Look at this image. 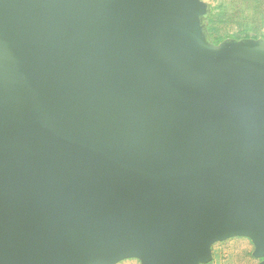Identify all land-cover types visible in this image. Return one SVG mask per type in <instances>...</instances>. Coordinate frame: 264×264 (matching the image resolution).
Instances as JSON below:
<instances>
[{"label":"water","instance_id":"1","mask_svg":"<svg viewBox=\"0 0 264 264\" xmlns=\"http://www.w3.org/2000/svg\"><path fill=\"white\" fill-rule=\"evenodd\" d=\"M187 10L0 0L10 90L33 97L0 106V264H190L246 232L264 254V77H206L177 46Z\"/></svg>","mask_w":264,"mask_h":264},{"label":"rangeland","instance_id":"2","mask_svg":"<svg viewBox=\"0 0 264 264\" xmlns=\"http://www.w3.org/2000/svg\"><path fill=\"white\" fill-rule=\"evenodd\" d=\"M209 78L219 79L244 64L264 77V0H188L177 44ZM149 248H124L111 260L81 264H148ZM190 264H264L255 233H237L215 240L208 257Z\"/></svg>","mask_w":264,"mask_h":264},{"label":"crops","instance_id":"3","mask_svg":"<svg viewBox=\"0 0 264 264\" xmlns=\"http://www.w3.org/2000/svg\"><path fill=\"white\" fill-rule=\"evenodd\" d=\"M32 102L33 97L30 93H14L10 90V83L7 79V66L2 60L0 50V106L12 110H23L28 109V105Z\"/></svg>","mask_w":264,"mask_h":264}]
</instances>
